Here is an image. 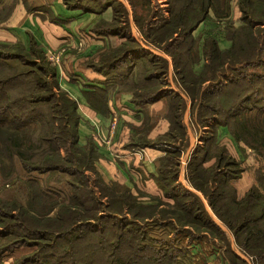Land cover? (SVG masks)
Returning a JSON list of instances; mask_svg holds the SVG:
<instances>
[{
    "label": "trees",
    "instance_id": "obj_1",
    "mask_svg": "<svg viewBox=\"0 0 264 264\" xmlns=\"http://www.w3.org/2000/svg\"><path fill=\"white\" fill-rule=\"evenodd\" d=\"M15 1L0 8L1 23L10 16ZM62 1L68 8L103 11L111 7L113 11L111 20L100 18L91 27L96 35H113L120 39L116 45L99 51L96 61L88 62L95 71L106 76L105 87L85 92L92 106L107 112L105 101L110 89H131L136 106L165 99L164 117L169 122L168 130L147 138L148 131L144 128L132 135L126 144L131 149L135 146L163 147L165 153L158 158L153 175L162 196L133 193L131 188L117 184L122 186L125 197V204L117 206V200L102 190L108 183L96 166L99 152L95 136L88 137L85 144L79 142L78 104L59 87L54 66L51 71L41 67V76L37 74L31 81L45 85L43 74L49 71L56 89H49L46 82V86L39 89L42 91L32 89L28 97L19 99L3 90L15 82L26 81L31 73L18 71L7 63V58L24 61V56L31 52L43 57L41 47L33 39L28 46L19 40L0 41V143L6 153H0V157L16 158L25 171L67 173L80 183V190H85L80 192L83 198L77 201L78 208L62 203L55 217L40 215L39 209V215H31L22 203H9L0 198V238H7L0 241V255L27 243L38 248L18 264H79L83 259H77L76 255L82 249H85L88 264H181L176 256L180 254L183 258L187 252L170 244L174 241L163 238H169L172 233L176 241L184 238L183 244L195 243L197 249L203 240L202 232H207L218 235L227 244V264H264V173L259 171L262 178L259 184H251L242 196H238L230 180L242 176L244 168L236 166L240 165L238 160L217 138L218 126H226L241 152L244 147L240 142H243L264 162V118L261 117L264 114V0H237L241 13L237 25L232 16L229 17L232 8L229 0H166L168 16L163 13L159 0H126L131 11L121 0ZM211 15L222 22L225 36L231 42L228 48L221 49L213 35L193 34ZM131 20L146 45L170 58L172 78L196 111L195 121L200 127L211 129L202 135L201 142L190 155L185 169L187 181L201 192L212 213L249 259L231 248L226 231L213 220L201 197L178 180L181 149L189 142L182 123L187 100L168 82V58L145 50L132 37ZM3 48L7 49L6 54L14 55H5ZM34 62L37 58L25 60V63ZM199 63L202 65L196 71L194 66ZM93 95L97 100L95 104L91 101ZM21 103L24 107L47 104L51 111L22 110ZM245 110H255V120L246 118L239 122L237 118L247 112ZM33 121L46 122L50 127L49 134L43 136L47 144L40 153L31 151L32 146L24 148L23 141L14 135L15 130L9 133L2 126L17 130ZM232 125H241V128L234 129ZM71 179L67 178L69 184L73 183ZM25 186L38 200H32L33 204L41 209L50 206L51 196L38 181L30 180ZM97 188L99 196L95 194ZM168 216L174 221L165 219ZM149 221H154L165 235L157 238L149 235ZM87 237L94 238L89 248L86 247ZM95 256L99 260L95 261ZM223 258L226 259L224 251Z\"/></svg>",
    "mask_w": 264,
    "mask_h": 264
},
{
    "label": "crops",
    "instance_id": "obj_2",
    "mask_svg": "<svg viewBox=\"0 0 264 264\" xmlns=\"http://www.w3.org/2000/svg\"><path fill=\"white\" fill-rule=\"evenodd\" d=\"M12 1L14 0H0V8L4 4H11ZM112 16L111 7L96 11L68 8L62 0H16L11 15L4 21V25L0 22V40H19L24 45H28L33 39L41 47L44 55L51 49L64 48L60 61L53 66L59 87L66 90L77 101L79 142L85 144L88 137L94 136L96 132L100 133L110 142V145H102L94 139L99 152L96 166L103 178L108 182L127 186L132 189L133 193L138 191L143 195L162 196V190L154 181L153 175L156 174L158 158L165 153L163 147L135 146L131 149L126 147V144L132 135L140 133L144 128L148 131L147 138H154L168 130L169 122L164 117L165 99L158 98L144 106H136L132 101L133 91L131 89L121 91L110 89L105 101L107 112H102L90 104L85 93L95 87H105L106 76L95 71L88 65V62L96 61L99 51L109 45H116L120 39L113 35H96L91 31V27L100 18L111 20ZM207 19H209L208 22H206ZM207 19L193 34L200 33L202 37L213 35L221 49L228 48L231 42L226 36H222V33L211 34L204 30V28L212 27L209 24H213L211 17ZM131 32L132 37L145 50L165 55L146 45L141 32L132 23ZM166 57L170 62L168 82L173 86L172 65L170 58ZM199 65L201 67L202 63ZM108 82H111V79ZM174 90L181 93L178 89L174 88ZM181 95L187 99L183 93ZM91 101L93 104L97 102L94 95ZM183 124L185 125L184 121ZM186 133L189 142L186 150L181 149L182 156L180 155V171L184 175L179 172L178 180L183 186L191 189L190 183L185 179L184 160L191 154L189 147L192 149L196 142L193 143L187 129ZM225 137H230L227 127L218 126L219 142ZM250 180L245 185L241 181L234 183L238 196H242L253 184L252 177ZM146 198L143 196V199L146 200ZM209 212L214 215L212 211ZM213 220L226 230L215 215Z\"/></svg>",
    "mask_w": 264,
    "mask_h": 264
},
{
    "label": "rangeland",
    "instance_id": "obj_3",
    "mask_svg": "<svg viewBox=\"0 0 264 264\" xmlns=\"http://www.w3.org/2000/svg\"><path fill=\"white\" fill-rule=\"evenodd\" d=\"M121 1H123L127 5V7L129 6V9L131 11V8H130V5L128 4V2L126 0H121ZM134 1L137 2L138 0H134ZM92 2H95V1H92ZM229 3L232 6L231 14L229 15V17L231 18V16H232L233 19L236 17L234 19L235 20L234 24L237 25L238 19L241 15V13L238 9V6H237V0H229ZM159 4L161 5V7H163V13L166 16H168L167 10H168L169 5H167L166 0H159ZM92 5L97 7V5H95L94 3H92ZM130 18H131V14H130ZM211 18L213 19L212 20L213 24H209V25H211L212 27L204 28V30L207 32H211V34L214 33L216 35L218 33H220V34L222 33L221 35L225 36V28H224L222 22L219 23L218 20L212 16H211ZM228 18H226V19H228ZM208 21H209V19L206 20V22H208ZM4 23L5 22L3 21V25H4ZM131 23L134 24L132 20H131ZM207 25L208 24H206V26ZM3 28H5V27H3ZM4 41L11 42V40H4ZM13 41H16V40H13ZM3 45H4V43H3ZM25 46H28V45H25ZM3 47L7 48L6 46H3ZM5 48H3V49H5ZM62 49L63 48H61V50ZM156 50L158 52H161L158 49H156ZM6 51H7V49H5V51H2V52H4L5 55H14V54H6ZM10 53H11V51H10ZM35 53L36 52H31L29 55L24 56V57H26V58H24L25 60L37 58V62H34L35 64L34 63H25V60L21 61L18 58H11V57L7 58V60H6L7 63L13 67H16L18 71H31L30 76L26 77V81L21 82L20 84H17V82H15L14 84L10 85L8 87V89H3L5 92H9L11 97H17L18 99H19V97H22V96L28 97L29 94L31 93L32 89L37 90V91H42L39 89H42L43 87H45L46 82H47V87H49V89H56L57 88L50 78L49 71H47L46 74H43V78L46 81V82H44L45 85L40 86L39 83L35 82L36 80L31 81L33 78H35V75L38 74L39 76H41V72H40L41 67H44V68L49 69L51 71L52 66L54 65L48 59L46 54L43 57H40L37 54L33 55ZM195 69H196V71L199 70L200 65L196 64ZM172 87L175 89H178V91L183 93L180 90V89H182L181 86L177 85V82H175L174 80H173V86ZM18 99H17V104L19 103ZM186 100H187V105H186L184 112H183L182 123L184 121L185 126H186L185 128L187 129V132L190 135L193 143L195 144V142H196L195 146L192 149H190V147H189V150L192 153L193 149L196 148V146L201 142L200 140L202 138V135L211 129L209 127H200L198 125V123L194 119V118H196V111L191 108V103H190V100L188 97ZM51 102H53V101H51ZM19 106L21 107L22 110H37L38 112L51 111V109L48 110L49 107L47 104L38 105L35 107L33 105L29 106V107H24L23 104L21 103V104H19ZM245 111H247V110H245ZM261 117L264 118V114ZM246 118L255 120V118H256L255 117V110L244 112L243 114L238 116L237 120L239 122H242ZM2 126L9 133H13L15 130L14 135H17L19 137V139L23 141V147L27 148L28 146H32L33 148L31 151H33V152H36V153L42 152L44 150L43 146L47 144V141L43 139V136H47L49 134V128L50 127H49V124L46 122L40 123V124L37 121L28 122L27 125L19 126V128L17 130L14 127H10L8 125H2ZM240 126L241 125L234 127L232 125L231 127L236 129V128H241ZM229 135H230V137L223 138L222 139L223 141H221L219 144L221 146L225 147L227 149V151L236 159V161L238 160L237 162L240 163V165H236L237 167H240V168L243 167L244 168V171L241 173V175L242 174L243 175L238 177L237 179L230 180V183L237 184L241 181L245 185V183L251 181L250 177H252V182L254 184H259V182L262 180L261 173H259V171L264 173V162L262 161L261 157L257 154V152L254 149H252L248 145L244 144L243 142H240L242 147H244L243 151L241 152L238 143L235 142L233 137H231L230 133H229ZM186 148L187 147H184L183 150H186ZM0 153L6 155V153L3 149L2 143H0ZM190 155H188V157L186 156L187 158H185V160H184L185 169H186V165L189 161ZM0 158H1L0 159V198H2L3 200H6V202L10 201L9 203H11V201H17V202L22 203V205H24L25 207H27L29 210L28 212L29 213L31 212L30 213L31 215H32V213L39 215V211H38V209H39L41 212L40 215L46 214L47 216H51V217H55L58 213H60L62 203H65V204L69 203L68 205H70V207H72V208L73 207L74 208L79 207L76 203H77V201L82 200L83 197L81 196V198H80V195H82V193L80 194V192H85V190H80L82 187V186H79L80 183L77 180H73V178L71 179V177L67 173L57 171V170L46 172V173H38L36 171H25L21 167L19 161L16 158H14L12 160L7 159L6 156H1ZM229 167L235 169L234 165H230ZM180 173H181V171H180ZM181 175H184V174L181 173ZM67 178L71 179L73 181V183L69 184L67 182ZM185 179L187 180L186 170H185ZM30 180L38 181L39 184L47 191L48 195L51 196L50 199H52V203L50 204V206H48L44 209H41L38 205H35L32 203V200H34L35 202H38V200L30 188L27 187V191H26L25 185ZM105 181L108 183V185L106 188L103 186L102 190L104 192H107V194H110L111 198L117 200V202H116L117 206H119L120 203L125 204V197L123 196L124 194L122 193V190H123L122 186L117 185L118 183L108 182L107 180H105ZM235 184H234V186H235ZM190 187H191V190L194 191L195 193H197L201 197L203 202L206 203L205 198H203L201 192L196 190L192 186H190ZM97 191H98V188L95 190V194L97 196H99ZM102 200H106V198H102ZM55 201H56V203L53 204V202H55ZM129 203H131V202H129ZM205 206L208 209V211H211V209L207 205V203ZM67 212H65V214ZM211 216L214 217V215H212V214H211ZM165 219H169V220L174 221V218L171 216H168ZM138 221L141 223H144V220L143 221L138 220ZM149 223L151 225L150 230L147 231L149 233V235H152L156 238L160 235H163L162 231H160L161 228L158 226H155L154 221H149ZM167 229L170 230L171 228L167 227ZM225 231H226L228 238L231 242V248L239 256H242L241 255L242 253L240 252L239 248L237 247V245L232 240V236H231L232 234L227 229ZM202 233H201L202 234L201 237L206 242L202 240V242L199 243L198 248L194 251L192 250L193 247H188L189 244L188 245L185 243L183 244L182 241L183 240L185 241L184 238H181L180 239L181 241H178V240L176 241L174 238L175 235H173L172 233L169 234V238L167 237V238H163V239H167L169 242L174 241L173 243H170V244H173V245L177 246L178 248L183 249V251L185 250L187 252L186 253L187 255L183 256V258H180L181 257L180 254H177L178 256H176V257L179 259L178 261H180L181 264H187L188 262H191L192 264H227L228 258H227V255L225 254V247L227 244H225L222 239H219L218 238L219 236L214 234V233H211V234L207 233V232H202ZM6 239L7 238L2 237V238H0V241H4ZM93 240H94V238L87 237V242H86L87 248L92 246L91 243L94 242ZM213 244L215 246H218V247H215ZM184 247H186V248L188 247V248L186 249ZM37 248H38L37 245H29L27 243L16 245L11 250L5 251L0 255V264H18L24 256L30 255L31 253L36 251ZM84 250L85 249H82V251L79 254L80 256L78 254L76 255L77 259H79V258L83 259V260L79 261V264H88L89 263L87 256H85V254H84ZM223 251H224V256L226 258L225 260L223 258ZM93 259L95 261H97V260H99V257L95 256Z\"/></svg>",
    "mask_w": 264,
    "mask_h": 264
},
{
    "label": "built area",
    "instance_id": "obj_4",
    "mask_svg": "<svg viewBox=\"0 0 264 264\" xmlns=\"http://www.w3.org/2000/svg\"><path fill=\"white\" fill-rule=\"evenodd\" d=\"M63 50H64V48L62 50H61V48L60 49H55V50L51 49V50L46 52V55H47L48 59L53 64L56 65L61 59V53H62ZM94 136H95V141H97L99 144H102V145L109 144L110 145L109 140L105 139L100 133L96 132L94 134ZM195 246H196L195 243H194V245L193 244H189L188 245V247H193L194 249H196ZM241 255L243 256V254H241ZM246 258L249 259L248 257H246Z\"/></svg>",
    "mask_w": 264,
    "mask_h": 264
}]
</instances>
